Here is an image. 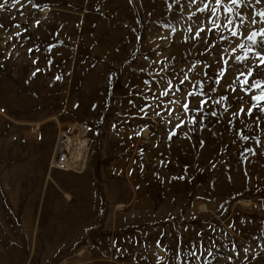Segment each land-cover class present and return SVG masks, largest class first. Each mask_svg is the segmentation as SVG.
Listing matches in <instances>:
<instances>
[{
  "label": "rangeland",
  "instance_id": "obj_1",
  "mask_svg": "<svg viewBox=\"0 0 264 264\" xmlns=\"http://www.w3.org/2000/svg\"><path fill=\"white\" fill-rule=\"evenodd\" d=\"M260 13L0 0V264H264Z\"/></svg>",
  "mask_w": 264,
  "mask_h": 264
},
{
  "label": "bare ground",
  "instance_id": "obj_2",
  "mask_svg": "<svg viewBox=\"0 0 264 264\" xmlns=\"http://www.w3.org/2000/svg\"><path fill=\"white\" fill-rule=\"evenodd\" d=\"M77 137V136H76ZM75 137V138H76ZM80 137V139H78V141H76L77 142V144H78V146H80V150H81V153H83L82 155L84 156H86V154H84L85 153V144H87V142L81 137V136H79ZM72 139L70 138L69 139V143L66 145V146H64V148H63V150H61V151H59L60 152V155L57 157V163H58V165H60V166H72L73 164H77L78 162H79V160H73V159H71V155H70V153H72L73 154V146H75L74 144H72ZM74 142H75V139H74ZM77 149V148H76ZM75 149V150H76ZM58 152V153H59ZM76 153V152H75ZM82 155H81V157H82ZM77 157V156H76ZM74 158V157H73ZM81 161V160H80ZM81 165V164H80ZM79 165V166H80ZM85 167V166H84ZM75 168V167H74ZM78 168V167H77ZM76 170V169H75Z\"/></svg>",
  "mask_w": 264,
  "mask_h": 264
},
{
  "label": "snow or ice",
  "instance_id": "obj_3",
  "mask_svg": "<svg viewBox=\"0 0 264 264\" xmlns=\"http://www.w3.org/2000/svg\"><path fill=\"white\" fill-rule=\"evenodd\" d=\"M5 2H7V0H5ZM217 3H220V0H217ZM233 4H237L238 0H232ZM261 16H264V13H260ZM255 33H253L251 36H249V39H253L255 37ZM262 35H264V33H262ZM259 86V85H258ZM163 95H167V92L163 93ZM257 100H262L264 99V96L261 97H256Z\"/></svg>",
  "mask_w": 264,
  "mask_h": 264
}]
</instances>
